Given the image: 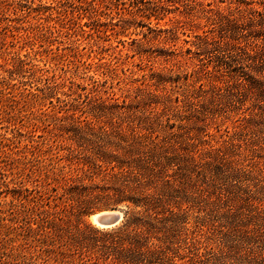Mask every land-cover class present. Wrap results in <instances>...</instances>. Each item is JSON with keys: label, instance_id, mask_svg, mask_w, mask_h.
<instances>
[{"label": "rangeland", "instance_id": "rangeland-1", "mask_svg": "<svg viewBox=\"0 0 264 264\" xmlns=\"http://www.w3.org/2000/svg\"><path fill=\"white\" fill-rule=\"evenodd\" d=\"M248 7L264 0H0V264H117L102 245L133 205L96 157L134 142L162 153V264H264V34L219 25Z\"/></svg>", "mask_w": 264, "mask_h": 264}, {"label": "trees", "instance_id": "trees-1", "mask_svg": "<svg viewBox=\"0 0 264 264\" xmlns=\"http://www.w3.org/2000/svg\"><path fill=\"white\" fill-rule=\"evenodd\" d=\"M239 2L248 6L252 4L246 1ZM248 8L250 10L247 24L239 23L235 18L220 15V31L226 33L229 31L235 36L246 35L249 32L251 34L250 30L254 26L259 27L255 29L258 33L263 31L264 34V10ZM199 39L202 38L199 37ZM203 41L205 45L199 43V46L204 48L206 53H213L215 50L225 55V51L219 47L220 41H209L207 38H203ZM188 52H191V49H188ZM258 64L264 72V55L259 59ZM129 147L130 149H122V155L112 153L96 157L98 161L107 164L111 171L107 178V183L111 185L103 189L108 192L107 196L112 197L117 203L129 202L133 205V208L128 206L125 223L107 232L102 247L108 256L115 254L112 252H117L118 256L115 257L117 264H133L134 254L141 256L139 264H162V238L155 236L156 233L162 234V186L153 194L149 193L153 183L162 182V153L155 155L151 151H146V145L141 143L134 142L129 144ZM149 149L156 151L155 147ZM97 167L101 168L102 165L97 164ZM116 169L118 172H115ZM105 177L107 175L102 180H106ZM89 178L93 183L92 175ZM92 188L98 189L99 187L97 185ZM67 191L71 198L79 203L81 210L78 211L79 214L85 212L82 210L85 202L83 197L90 193L83 195L87 192L83 181L79 184L72 183ZM153 237L157 238L159 245L151 243Z\"/></svg>", "mask_w": 264, "mask_h": 264}, {"label": "water", "instance_id": "water-1", "mask_svg": "<svg viewBox=\"0 0 264 264\" xmlns=\"http://www.w3.org/2000/svg\"><path fill=\"white\" fill-rule=\"evenodd\" d=\"M121 219V214H108V215H99L97 221L101 225V227L109 228L115 226ZM99 225V226H100Z\"/></svg>", "mask_w": 264, "mask_h": 264}, {"label": "bare ground", "instance_id": "bare-ground-1", "mask_svg": "<svg viewBox=\"0 0 264 264\" xmlns=\"http://www.w3.org/2000/svg\"><path fill=\"white\" fill-rule=\"evenodd\" d=\"M117 213H119V211L104 212V213H101V214H97V215L92 216V220H93L96 224L100 225L99 222L97 221V218H98L99 215H108V214L110 215V214H117ZM100 226H101V225H100Z\"/></svg>", "mask_w": 264, "mask_h": 264}]
</instances>
